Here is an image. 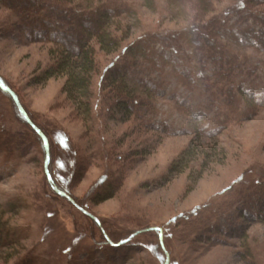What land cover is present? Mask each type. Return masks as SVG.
<instances>
[{
  "label": "rangeland",
  "instance_id": "obj_1",
  "mask_svg": "<svg viewBox=\"0 0 264 264\" xmlns=\"http://www.w3.org/2000/svg\"><path fill=\"white\" fill-rule=\"evenodd\" d=\"M115 1L94 0L125 12L109 30L121 40L118 51L105 54L91 43L96 67L85 121L62 93L63 77L40 78L53 63V44L31 24L52 20L60 1L0 0V84L7 88H0V213L13 243L0 249V264H264V35L246 31L264 13V0H255L256 16L231 28L242 38L237 46L211 37L205 22L236 0H208L214 11L203 19L195 0H183L177 17L169 0ZM191 30L201 50L194 61L191 49L171 45L183 46ZM251 38L258 48L244 46ZM133 44L149 61L120 65ZM163 50L192 80L158 56ZM209 50L220 78L235 58L243 65L229 79L233 99L219 97L217 74L200 60ZM245 64L254 70L240 93ZM117 66L152 89L125 122L106 111L114 102L102 86L105 70ZM8 91L45 137L47 159ZM109 191L110 199L95 203Z\"/></svg>",
  "mask_w": 264,
  "mask_h": 264
},
{
  "label": "trees",
  "instance_id": "obj_2",
  "mask_svg": "<svg viewBox=\"0 0 264 264\" xmlns=\"http://www.w3.org/2000/svg\"><path fill=\"white\" fill-rule=\"evenodd\" d=\"M58 1H60L58 2L59 4H56L55 7H53L54 13L52 14V20L50 16V21L48 20L47 22H44L42 21V19H39L36 24H31V30L33 29V34H40L42 32V35L44 34V36L48 37V42H51L53 44V47L49 50V55H51L53 63L49 69L43 72L42 77H40L42 79L41 82H46L48 79L53 77H63L64 83L61 88L62 93H64L66 98L75 106V110L80 113L82 119H84L85 121H89L91 119L90 99L92 98V92L90 90L91 78L92 74L95 72L96 67L95 50L91 46V43L95 42L98 50L105 54H110L118 51L121 40H118L117 37L111 34L109 30L113 27L114 22L112 21V19L120 17V14L122 12L124 13L125 11L121 8L119 9L111 7V9L108 6L106 7L105 5L95 6L94 0ZM113 1L115 3H110V5H115L117 7L119 2H116L115 0ZM146 1L148 2V0ZM169 1L173 6L171 9V14H173L174 17L180 16L181 12L184 10L182 5L183 0ZM195 1L197 3V7H194V9L197 10L199 14L197 15L198 17H200V19H203L208 14L213 13L214 10L208 0ZM220 2H222V0H219V3ZM67 4H71V7L65 8L64 6H62ZM254 7L255 0H236L234 4L231 3V5L224 9L223 13L220 12L218 13V15H215L217 16L215 17V21L214 19H207L205 21L207 25L209 24V26H211V28H209V34L211 35V37L215 35L216 38H218L220 41L225 40L226 42H230V44H234L237 46V40L241 41L242 38L241 36H239L240 34L233 32L237 29H232V31L231 28L242 27L248 17L255 15L253 13ZM256 15L255 16L258 17V19L254 21V26L246 30L250 37L259 34L261 36L264 35V21L261 20V18L264 19V13H256ZM61 18L67 19V22L62 21ZM218 25L219 27H225L226 33L219 32V29L216 30ZM68 28H73L71 34L67 32ZM190 32H192V30L187 31V33L184 34L183 38H181L183 39V46L178 44V42L172 43L171 45L173 47H179L181 49L179 51H185L183 47L185 49H191L193 56L190 58H192L194 61L196 59V56L198 55V51L201 52V50L199 48L200 45H198V41L192 38L193 35L190 34ZM230 33H234V35ZM213 42L214 41H210V44L212 43L213 46L218 45V47L221 48V54L223 53L224 55H227L229 53L227 52V48L223 44V42L221 44L217 43V45H214ZM243 43L244 46H248L250 48H253L254 46L255 48H258L255 39L251 38V40H249L248 42L244 41ZM262 43L264 44V38L262 39ZM212 44L210 46H212ZM169 47L170 46L168 44L164 47V49H168ZM122 54L124 58L129 57V59L127 60L123 58L119 63L120 65H123L125 67L131 65L140 66L136 61L133 60L135 58H142L143 60L149 61V57L145 54V50H142L141 47L137 46L136 44L124 48L122 50ZM214 55L215 53H213L211 50H209V52L206 51V53L200 57V60L204 63L209 62L213 67V74H217L215 85L217 87L223 86V89L220 88L221 91L219 92L221 93L219 94V97L227 95L229 96V98L231 97V99H233V90L231 88H227L229 87V79H232V75L236 76L242 73L240 70L239 73L235 74L234 70L236 69L237 72V70L241 69L243 65H239L240 61L235 58V61H232L231 65L227 68L226 76L224 78H220L219 71L223 68L219 67V64H216V56ZM158 56H161L164 62L173 64L174 67L176 66L175 69L177 68V71L180 72L181 75L184 76V78H191L190 74H188L185 70L181 71L184 66H182L177 61L178 59L175 58L172 52L163 50L160 51ZM123 66H117L116 71H113L112 67H108L104 72L106 77L102 80V86L104 90H108V94L111 93V96L109 98H106V102L112 105V103L110 102V98L114 102V104L112 105L113 109H107L106 111L108 113H111L110 115L113 116V118H117L118 116L120 117L121 121L125 122L132 116L133 109L131 106H141L143 100L139 99L140 96L150 98L152 95L150 94L149 90L152 91V89L150 88L151 86L148 83L146 84L148 87L150 86L149 88H145L142 85L139 86L140 82L138 81L143 82V80H138L137 78V81L134 78L132 80V77H128L127 72L124 69H121ZM244 66V69H247V71L245 72L247 75H243L245 78L240 80L236 85L240 86V90L238 91L240 93H242V88L245 86V81H249V74L254 70L253 67H248L250 66L248 64H245ZM190 80H192V78ZM262 89V93H264V85ZM239 95L241 97L243 96V94ZM250 98L254 99V96ZM225 106L226 102L222 104V107ZM21 120L25 122L23 118H21ZM187 151L185 152L187 153ZM182 157L183 155L179 158V161L183 159ZM174 167L175 165H173L171 169L174 170ZM110 198L111 192L109 191V193H106L104 197L97 198L95 203L99 204ZM1 216L2 213H0V249L7 248L13 244L10 241V231L4 232L2 230L3 223L1 221Z\"/></svg>",
  "mask_w": 264,
  "mask_h": 264
},
{
  "label": "water",
  "instance_id": "obj_3",
  "mask_svg": "<svg viewBox=\"0 0 264 264\" xmlns=\"http://www.w3.org/2000/svg\"><path fill=\"white\" fill-rule=\"evenodd\" d=\"M0 88L3 90V91H7V88L4 87L3 85L0 84ZM9 92V91H8ZM9 94L11 95L14 103H15V106H16V109L18 111V113L20 114V116L25 120V122H27L29 124V126L33 129V131L41 138L42 142H43V146H44V149H45V152H46V159H47V142H46V139L45 137L41 134V132L35 128V126H33L31 124V122L29 121L25 111L21 108L17 98L11 93L9 92ZM47 174V173H46ZM49 180V179H48ZM53 190L59 195V196H64L62 193L58 192L54 187H53ZM167 259L165 261L164 264H167Z\"/></svg>",
  "mask_w": 264,
  "mask_h": 264
}]
</instances>
